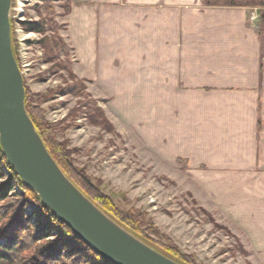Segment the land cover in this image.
<instances>
[{
  "label": "rangeland",
  "instance_id": "obj_1",
  "mask_svg": "<svg viewBox=\"0 0 264 264\" xmlns=\"http://www.w3.org/2000/svg\"><path fill=\"white\" fill-rule=\"evenodd\" d=\"M71 9L68 0H13L11 35L32 105L75 174L136 221L156 243H146L151 247L177 249L195 264H261L229 221L202 203L192 182L195 168L206 167L200 161L198 105L205 91L195 77L187 91H167V85L156 90L158 61L142 33L173 14L127 6L102 11L99 57L96 64L88 61V69L70 42ZM254 9L259 15L261 8ZM182 95L193 101L191 124L178 106ZM34 208L28 207V216Z\"/></svg>",
  "mask_w": 264,
  "mask_h": 264
},
{
  "label": "crops",
  "instance_id": "obj_2",
  "mask_svg": "<svg viewBox=\"0 0 264 264\" xmlns=\"http://www.w3.org/2000/svg\"><path fill=\"white\" fill-rule=\"evenodd\" d=\"M68 1L70 42L88 69V61L96 64L99 57L102 11L127 6L173 14L150 34L142 33L143 45L151 44L158 61L156 90L167 85V91H187L195 77L205 91L198 105L200 161L206 167L195 168L192 182L202 203L229 221L264 264V8L261 33L259 21L250 20L254 8H205L202 0ZM178 99L191 124L193 101Z\"/></svg>",
  "mask_w": 264,
  "mask_h": 264
},
{
  "label": "water",
  "instance_id": "obj_3",
  "mask_svg": "<svg viewBox=\"0 0 264 264\" xmlns=\"http://www.w3.org/2000/svg\"><path fill=\"white\" fill-rule=\"evenodd\" d=\"M13 0H0V144L22 182L85 245L111 264H180L127 231L87 198L47 150L26 108L12 49Z\"/></svg>",
  "mask_w": 264,
  "mask_h": 264
},
{
  "label": "trees",
  "instance_id": "obj_4",
  "mask_svg": "<svg viewBox=\"0 0 264 264\" xmlns=\"http://www.w3.org/2000/svg\"><path fill=\"white\" fill-rule=\"evenodd\" d=\"M205 6L216 7L222 4L230 7L264 8V0H203ZM262 33V18L259 20ZM12 49L17 60L16 48L12 36ZM19 65V64H18ZM20 67V65H19ZM26 90L25 108L39 136L57 165L68 179L97 207L110 218L150 245L156 244L142 233L136 221L117 211L108 199L92 193L67 161V154L53 141L52 129L45 123L40 112L32 105ZM8 178L6 179V176ZM0 264H111L90 250L73 231L61 223L45 207L40 198L29 189L8 164L0 144ZM15 188L20 193L15 192ZM34 204L31 216L26 210ZM156 250L180 264H195L191 257H183L177 249L155 246ZM154 248V247H153ZM160 251V252H161Z\"/></svg>",
  "mask_w": 264,
  "mask_h": 264
},
{
  "label": "built area",
  "instance_id": "obj_5",
  "mask_svg": "<svg viewBox=\"0 0 264 264\" xmlns=\"http://www.w3.org/2000/svg\"><path fill=\"white\" fill-rule=\"evenodd\" d=\"M260 19V16L258 15L257 10H255L254 12H252L250 20L251 22H256Z\"/></svg>",
  "mask_w": 264,
  "mask_h": 264
}]
</instances>
